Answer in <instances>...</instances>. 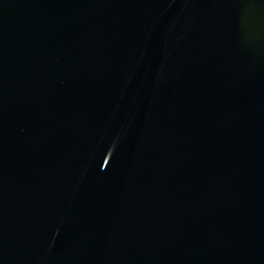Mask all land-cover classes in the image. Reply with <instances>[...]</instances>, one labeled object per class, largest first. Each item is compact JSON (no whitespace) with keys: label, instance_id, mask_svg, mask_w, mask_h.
I'll return each mask as SVG.
<instances>
[{"label":"water","instance_id":"water-1","mask_svg":"<svg viewBox=\"0 0 264 264\" xmlns=\"http://www.w3.org/2000/svg\"><path fill=\"white\" fill-rule=\"evenodd\" d=\"M0 264H264V0H0Z\"/></svg>","mask_w":264,"mask_h":264}]
</instances>
